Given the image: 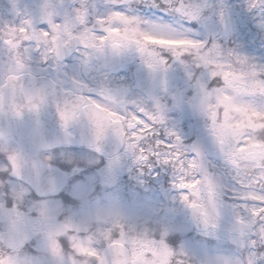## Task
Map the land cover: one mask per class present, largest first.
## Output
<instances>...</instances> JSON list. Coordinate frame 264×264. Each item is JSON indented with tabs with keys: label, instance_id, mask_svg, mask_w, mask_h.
Here are the masks:
<instances>
[{
	"label": "flooded vegetation",
	"instance_id": "flooded-vegetation-1",
	"mask_svg": "<svg viewBox=\"0 0 264 264\" xmlns=\"http://www.w3.org/2000/svg\"><path fill=\"white\" fill-rule=\"evenodd\" d=\"M75 2L77 0H0V21L14 20V11L17 14L23 12L25 5L28 13L23 19L31 20L32 14L39 13L37 5L41 13L55 16L60 6ZM87 2L95 5L100 14L113 8L112 0ZM200 2L215 6L217 11L220 5H228L225 23L222 24L217 15L205 12L208 19L199 23L193 21L190 25L166 10L163 0H126L118 10L138 16L149 24L163 22L191 28L190 34L194 38L213 40L226 50L264 60V38L260 42V31L249 27L257 34L256 41H253L255 35L252 40L242 36V14L245 13L242 7H235L238 0ZM258 13L256 17L260 16ZM65 26L74 32L77 23L69 17L60 27ZM113 35L119 37L120 47H113L111 40L101 42L102 47L96 40L86 41L87 56L84 59L88 61L72 53L64 58L59 68L54 64H43L38 59L30 60L26 55L20 57L23 63L20 67L15 53L9 59L8 46L0 43L1 260L13 255V260L17 259L15 264H64L68 261L100 264L109 244L123 242L117 240L115 232L116 226L125 225V220L119 218L123 217L121 211L133 207L140 210L146 205L149 192L165 189L178 200L189 196L188 206L182 208V213L197 237L207 242H221L223 249H227L231 242L238 243L240 249L245 247L241 215L237 213L232 217L220 207L207 192L202 171L190 166L138 161L135 148L121 134L124 124L121 114L126 115L130 108L144 107L153 114H162L164 128L176 132L185 148H199L205 166L227 189L231 187V173L212 141V132L219 129L224 119L229 123L240 120V114L232 107H225L213 123L211 114L219 112L220 108H212L213 93L209 95L207 89L201 90L198 86L197 82H207L203 80L204 69L196 67L191 58L164 60L159 51L150 55L149 50L143 53L138 50L141 46L163 50L167 42L176 50L191 51L192 44L149 35L141 37L142 44L138 45L130 36L126 38L118 31L114 30ZM175 62L180 66L177 73L170 69L171 63ZM85 94L100 98L111 114L101 116L98 110L88 107ZM229 94L226 91L222 95L229 97ZM81 96L85 99L82 100ZM231 99L233 104V97ZM201 100L203 108L199 106ZM69 108L74 112L71 120L67 117ZM87 121L93 126L92 146L68 144V134L74 135L69 126L80 127ZM134 126V121L128 122V127ZM52 129L56 132L52 133ZM101 130L103 134L98 138ZM104 145L111 146L110 153L105 152ZM183 159L190 163L197 157L185 155ZM198 175L200 180L193 184ZM182 182L187 186L179 187ZM212 200L217 212L214 214L213 208L208 217L206 209L212 206ZM192 206L201 207L200 211L211 225L208 231L198 232L190 221ZM92 209L94 222L102 226L98 232L101 237L110 231L104 247L98 244L99 235L89 228L93 227L90 226ZM153 217L154 222L157 221L152 215L149 222H153ZM214 217L218 224L212 222ZM148 219H140L139 226L147 224ZM94 225L98 228L97 224ZM11 228L12 233L8 235ZM219 229L225 231L223 238ZM79 237L91 241V254L74 249V241ZM65 239L69 241L68 247L64 246ZM234 252L230 259L240 264L238 249ZM252 256L258 261L264 253L257 256L253 251Z\"/></svg>",
	"mask_w": 264,
	"mask_h": 264
},
{
	"label": "snow or ice",
	"instance_id": "snow-or-ice-1",
	"mask_svg": "<svg viewBox=\"0 0 264 264\" xmlns=\"http://www.w3.org/2000/svg\"><path fill=\"white\" fill-rule=\"evenodd\" d=\"M125 2L126 0H112V10L100 14L96 11V6L89 4L87 0H77L75 3L60 6L55 16L48 12L41 13L40 6L37 5L39 13L32 14L31 20L23 19L28 13L25 5L23 12L17 14L14 11V20L0 21V43L8 46L9 59L15 53L16 62L20 67H23L20 57L26 55L30 60L38 59L43 64H54L57 68L62 65L64 58L72 53L79 54L87 62L88 60L84 59L87 56L86 41L96 40L98 46L102 47L101 42L111 40L113 47H120V39L113 35L114 30L126 38L130 36L138 45L142 44L141 37L149 35L161 40L186 41L192 44L191 51L176 50L173 57L180 61L191 58L196 67L206 70L207 82L197 83L201 90L207 89L209 95L215 93L219 100V112L214 111L211 114L213 123L219 113L224 111V92L231 90L234 94H246L250 97L247 101H241L239 95H234V102L230 107L240 114L241 119L234 123L224 119L219 129L212 132V141L225 164L229 166L231 187L226 189L209 171L199 148H185L176 132L164 128L162 114H153L144 107L130 108L126 115L121 114L124 120L121 134L127 137L135 148L138 161H158L166 165L190 166L202 171L207 192L215 198L220 207L226 209L232 217L237 213L242 217V239L245 247L240 249L235 242L240 264H264V256L258 261L252 256L253 251L257 256L264 253V64L254 63L248 56L237 51L226 50L213 40L194 38L190 34L191 28H181L179 25L173 26L163 22L149 24L138 16L118 10L119 5ZM163 3L166 10L182 17L190 25L193 21L199 23L208 19L205 12L217 15L224 24L225 14L229 10L226 4L220 5L217 11L215 6L198 0H163ZM242 7L253 17L256 12L260 13V16L254 19L252 30L264 32V0H245ZM69 17L77 23L74 32H70L66 26L60 27ZM138 50L142 53L149 50L150 55H155L156 51L166 55L162 49H155L154 46H149V49L141 46ZM149 67H152V64H149ZM248 68L250 70L246 71ZM228 71L238 72L251 81L250 86L233 88L231 80L222 78ZM85 95L88 107L98 110L101 116L105 113L111 114L100 98ZM80 98L83 100L85 96ZM129 121H134L135 126L128 127ZM161 128L164 130L160 131ZM102 134L103 130L98 133V138ZM185 155L197 157V160L186 162L183 159ZM199 180L198 175L192 183L197 184ZM253 184L255 187H252ZM186 186L183 182L179 185L181 188ZM164 243L175 251L170 242L165 240ZM64 246H69L67 239Z\"/></svg>",
	"mask_w": 264,
	"mask_h": 264
},
{
	"label": "rangeland",
	"instance_id": "rangeland-1",
	"mask_svg": "<svg viewBox=\"0 0 264 264\" xmlns=\"http://www.w3.org/2000/svg\"><path fill=\"white\" fill-rule=\"evenodd\" d=\"M238 1L239 2L234 5L235 7L237 6V8H240L245 3V0ZM198 2H200V0H198ZM242 8V12L245 13L242 14V21H244L242 36L244 35L245 38L252 40L255 35L253 41H256L257 34H254V32L249 28L250 26L254 27V19L256 16L253 17L245 10L244 7ZM165 20L166 19H164V21ZM259 38L260 42H262V38H264V32H260ZM165 46H163V51L166 53V55H164V60L167 58L174 59L173 53L176 51V49H174L173 45L167 42L165 43ZM249 58L254 63L260 62L258 64H263L264 61L263 59H255L254 57ZM177 67L179 68L180 66L176 62L175 64L171 63L170 69H173V73H177ZM188 70L189 67H187V71ZM248 70H250V68L246 69V71ZM203 75V80H207L206 70ZM222 78L231 80L233 88H245L246 86H250L251 83V81L246 80L243 76H237V72L235 71H228L227 75ZM228 91L230 92V94L229 97L228 95L227 97H225L224 108H231L230 106L232 102L230 101L232 100L231 97H233L234 95H239L241 101H247L248 99H250V97L246 94H234L231 90ZM214 94L215 93H213L212 96L211 107L220 108L219 100L216 98V94ZM199 106L203 108V100H201ZM188 202V195H185L181 198V200H178L175 198L174 194H171L168 189H165V191H158L156 193L149 192L146 196V205H144L140 210H136L133 207L129 210L121 211L123 217L119 218L125 220V225H121V227L116 226L115 232L118 234L117 240H122L131 249V258L126 264H239L237 261H232L230 259L231 255L235 253L234 251H237V246L234 242L229 243V247L227 249H223V243L221 242H219L221 244L207 242V240H205L204 238L196 236V231L188 221V218L183 217L182 213V208H186V206H188ZM211 202L212 206L210 205L208 210L206 209L208 217L210 216L211 211L214 208V200H212ZM216 212L217 210L214 208L213 213L216 214ZM152 215H155V218L157 219L156 222H154V217L153 222H149ZM143 218H149L148 222L151 223V225H147L149 224L147 222V224L145 223V225L142 224L141 226H139L138 222ZM94 219L95 216L92 209V223L90 226L93 227L89 228H91L94 233H96V235H99L98 244L100 247H102L103 245H106L108 243L110 231L102 234V238L101 233H98L102 229V226H100V223L94 222ZM84 222H87V217L86 219H84ZM212 222L218 224V219L214 217V219H212ZM94 224H97L98 228H95ZM141 232H143V234ZM191 235H195V237ZM187 238H189L190 240ZM165 240L170 242L175 251H172L164 243ZM91 244L92 243L89 239H83L82 237H79L74 241L73 247L77 251H86L89 255L92 251ZM12 257L13 255H9L8 258H2V260L0 259V264H15L17 262V259L15 258L13 260ZM64 264L78 263L68 261V263Z\"/></svg>",
	"mask_w": 264,
	"mask_h": 264
},
{
	"label": "water",
	"instance_id": "water-1",
	"mask_svg": "<svg viewBox=\"0 0 264 264\" xmlns=\"http://www.w3.org/2000/svg\"><path fill=\"white\" fill-rule=\"evenodd\" d=\"M76 135L74 137L68 136L67 141L71 144L91 143L93 140V127L90 124L75 128ZM195 210V211H194ZM198 207L191 208V219L196 223L199 230L208 229V224L203 218ZM127 249L120 244L111 245L106 254L102 264H121L127 258Z\"/></svg>",
	"mask_w": 264,
	"mask_h": 264
}]
</instances>
